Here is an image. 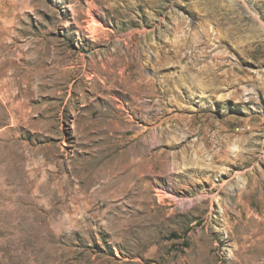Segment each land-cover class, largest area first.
Here are the masks:
<instances>
[{"label":"rangeland","instance_id":"374dc122","mask_svg":"<svg viewBox=\"0 0 264 264\" xmlns=\"http://www.w3.org/2000/svg\"><path fill=\"white\" fill-rule=\"evenodd\" d=\"M23 244L264 264V0H0V264Z\"/></svg>","mask_w":264,"mask_h":264},{"label":"bare ground","instance_id":"6f19581e","mask_svg":"<svg viewBox=\"0 0 264 264\" xmlns=\"http://www.w3.org/2000/svg\"><path fill=\"white\" fill-rule=\"evenodd\" d=\"M99 14V13H98ZM93 16V15H92ZM96 16V15H95ZM99 17V16H98ZM91 19H92V17H91ZM91 21V20H90ZM101 24V23H100ZM100 24H99V22L96 20V19H94V16H93V19H92V21L91 22H89L88 23V25H87V29L91 32V34L94 36V37H100L101 36V34H102V32H103V29L101 28V27H103V25L100 27ZM107 28V27H106ZM134 34V33H133ZM91 35V36H92ZM96 35H98V36H96ZM109 38V37H108ZM111 38V37H110ZM102 39V38H101ZM127 51V50H126ZM137 53V52H136ZM109 62V61H108ZM132 64V63H131ZM105 66V65H104ZM112 66V65H111ZM100 67V66H99ZM116 67V66H115ZM103 68H105V67H103ZM106 69V68H105ZM112 71V70H111ZM101 72V71H100ZM105 72V71H104ZM143 73V72H142ZM111 74V73H110ZM137 74L139 75V76H141V73H140V71H138L137 72ZM148 75V74H147ZM145 76V75H144ZM147 78V77H146ZM153 79V78H152ZM152 79H148V81H147V84H150V82H151V80ZM117 82V81H116ZM118 83V82H117ZM131 85V84H130ZM147 86H149V85H147ZM141 89V88H140ZM143 90V89H142ZM149 90V89H148ZM147 91V90H146ZM138 92V91H137ZM142 92V91H141ZM151 92V91H150ZM80 160V159H79ZM73 171H72V173H74L76 176H79V175H82V174H87V176L88 177H91V173H87V171H86V169H84V168H76V167H73V169H72ZM121 179H122V177H121V175H120V181H121ZM118 180H116L115 182H117ZM104 185V184H103ZM108 185V184H107ZM116 185V183H114L113 182V180H112V182L107 186V187H105V189H109V188H112V187H114ZM106 186V185H105ZM89 188V187H88ZM42 190V189H41ZM109 191V190H108ZM104 192H106V191H104ZM103 192V193H104ZM159 192V197H164L165 195H168V196H171L172 194H169L168 192H165V193H162L163 191L162 190H159L158 191ZM122 193V192H121ZM180 202V204H183L184 203V201H179ZM193 201L191 200V203H192ZM187 203V202H186ZM9 246H12V247H14L13 248V250H16V251H18L19 249H21L22 250V252H23V256L20 254V256H22L23 257V261L25 260V264H37L36 262L37 261H39L40 262V264L42 263V258L41 257H37V256H35L32 260V262H34L35 260V262L34 263H30V262H28V259H29V256L27 255V253L25 252V249H26V244H23V245H9ZM11 248V247H10ZM36 248H37V250H36ZM41 249V247L40 246H34V250H36L37 252H39V250ZM9 250V249H8ZM7 250V251H8ZM20 250V251H21ZM32 250H33V248H32ZM41 251V250H40ZM13 252V251H12ZM21 253V252H20ZM16 255L18 254L17 252L15 253ZM17 256H19V255H17ZM21 258V257H20ZM56 259V258H55ZM58 259V258H57ZM60 259V258H59ZM21 260V259H20ZM53 260V259H52ZM60 261V260H59ZM18 262H19V260H18ZM54 262V261H53ZM55 262H56V260H55ZM23 263V262H22ZM63 263V262H62ZM51 264H53L52 263V261H51ZM57 264V263H56Z\"/></svg>","mask_w":264,"mask_h":264}]
</instances>
